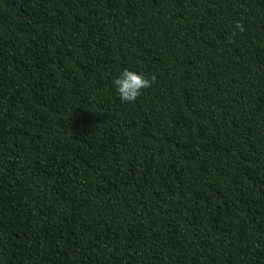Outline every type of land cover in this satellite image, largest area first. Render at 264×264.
Returning <instances> with one entry per match:
<instances>
[{
    "label": "trees",
    "instance_id": "obj_1",
    "mask_svg": "<svg viewBox=\"0 0 264 264\" xmlns=\"http://www.w3.org/2000/svg\"><path fill=\"white\" fill-rule=\"evenodd\" d=\"M0 264H264V0H0Z\"/></svg>",
    "mask_w": 264,
    "mask_h": 264
},
{
    "label": "clouds",
    "instance_id": "obj_2",
    "mask_svg": "<svg viewBox=\"0 0 264 264\" xmlns=\"http://www.w3.org/2000/svg\"><path fill=\"white\" fill-rule=\"evenodd\" d=\"M236 29L243 31L242 25L237 22ZM155 77H147L144 74L124 69L114 80L113 84L122 102H134L141 90L150 87Z\"/></svg>",
    "mask_w": 264,
    "mask_h": 264
}]
</instances>
